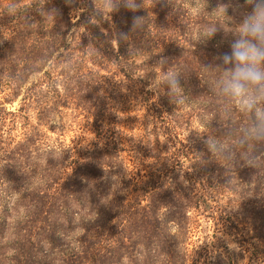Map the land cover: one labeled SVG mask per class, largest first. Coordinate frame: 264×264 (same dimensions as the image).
Returning a JSON list of instances; mask_svg holds the SVG:
<instances>
[{
  "label": "trees",
  "instance_id": "trees-1",
  "mask_svg": "<svg viewBox=\"0 0 264 264\" xmlns=\"http://www.w3.org/2000/svg\"><path fill=\"white\" fill-rule=\"evenodd\" d=\"M99 1L20 0L12 14L8 7L13 0L0 4V90L7 87L13 94L22 90L17 109L8 110L0 101V199L14 195L10 203L5 200V208L0 213V257L12 249V264H29V261L35 264L39 255L49 258L66 238L81 253L74 264H124L126 259L127 264H148L153 248L167 255L165 264H186L185 248L182 255L181 242L170 234L152 239L149 230L143 236L133 230L115 242L111 238L113 232H109L111 236L104 238L106 243L101 246L100 229L108 225L110 230L114 223L127 229L129 224L159 220L166 223L169 219L176 225L175 237H185L189 232L188 209L197 208L202 194L196 184L206 178L203 176L228 174L233 179L249 170L264 172V162L254 168L242 169L236 165V154L245 145L234 149L235 144L230 140H220L221 132L229 125L223 120L217 122L221 112L217 113L219 106L214 100L225 98L216 87L225 68L217 57L227 53L228 49L224 48L227 45L214 42L219 54L206 50L208 47L193 49L184 29L178 32L180 38L173 44L159 37L155 39L154 27L168 12L163 0H150L151 8L144 0H134L138 5L135 11L125 7L126 0H116L117 9L109 11L112 28L116 30L112 36L102 26V11L96 5ZM208 9L190 16V20L198 27H208L212 20L207 16ZM181 11L187 12L184 8ZM134 17H141L142 25L131 31L128 26ZM120 33L126 36L121 38ZM112 39L116 40V47ZM148 48L154 52L162 49L164 61L168 60L170 66L178 64V70L184 64L180 70L183 78L176 79L188 99L198 102L197 113L213 109L210 113L216 121L214 125L211 122L210 131L204 133L190 128L192 113L183 117L174 112L168 104L171 93L168 82L163 84L165 87L158 84L157 81L163 80H156L157 73L150 69H156L157 65L136 62L139 51L149 55ZM175 71L165 70L164 74ZM210 73L214 76L208 80ZM130 94L146 109L142 122L149 119L148 115L152 117L149 133L154 136L148 140L146 133V143L138 146L141 165L133 162L131 166L122 153L124 143L117 136L120 120L117 100L124 107ZM69 102L94 118L91 145L82 150L77 146V155L67 154L70 159L66 164L62 160L54 162L46 155L44 162L33 156L29 166L25 162L32 157L29 151L39 148L36 146L40 144L37 137L42 132L39 126L52 120L51 116ZM32 104L34 123L24 114ZM108 113L110 118L106 119ZM20 116L24 117L23 131L21 139L16 140L2 126L8 119L13 123ZM182 126H185L183 132L186 129L190 132L188 136L194 146L178 138ZM158 131L165 139L162 143ZM209 140L219 144L224 154L231 153L234 161L211 151ZM188 149L194 152L191 158H187ZM258 150L253 149L254 153ZM187 160L191 163L188 168L184 165ZM141 167L147 169L145 174ZM208 183L206 180L201 184ZM12 210L16 216L9 221ZM168 212L171 218L164 216ZM251 229L257 241H249L250 245L244 248L249 251L247 264H264V237L257 226ZM75 230L80 234L70 236ZM4 237L9 238L6 244L2 242ZM229 259L227 264H231ZM211 264H226V260Z\"/></svg>",
  "mask_w": 264,
  "mask_h": 264
},
{
  "label": "rangeland",
  "instance_id": "rangeland-1",
  "mask_svg": "<svg viewBox=\"0 0 264 264\" xmlns=\"http://www.w3.org/2000/svg\"><path fill=\"white\" fill-rule=\"evenodd\" d=\"M4 1L5 0H0V4H4ZM144 1L147 7L151 8L150 0ZM163 1L167 6L166 9H168V12L160 17L158 25L154 27L153 35L155 34V39L159 37L161 40L165 39L169 42V44H173L174 41L180 38L178 32L181 29H184L183 33H186V38L189 39L191 48L202 50L203 48L208 47L206 50L209 49L212 53L217 52L214 49V42H220L227 45V47L224 48L228 49L227 53H231V43L234 39H237L236 32L239 29L241 15L245 11L250 10L245 4V0ZM221 4L223 5L219 10H217ZM96 5H99V9L102 11V26L104 31L112 34L113 36V34H116V30L114 31L112 28L109 11L104 10V0L97 2ZM208 7L210 8L208 9ZM183 8L187 10V12L182 14L181 9ZM202 9H208L207 16L212 18L208 27H198L192 22V20H190V16H195V14ZM141 25V22L133 20L129 23L128 27L130 29L135 28L138 30L141 28ZM209 27H217V33L210 39H200V33ZM111 42L113 46H117L115 39H112ZM148 50L150 52L149 55L144 53L142 54L140 53V48L139 53L136 55V62L139 63L140 61H144L150 65H157L156 69L153 67L150 69L151 71L157 73L155 77L156 80H163L157 81L158 84L164 86L163 84H165L168 80L169 75L164 74L165 70L175 69L176 71L173 74H179L175 77L177 78L180 76L183 78L184 73L180 74L182 73L180 70L184 68L183 63V68L178 70V64L176 66H170L168 60L164 61L165 55L162 54V49L155 52L150 48H148ZM163 65L167 66V68L163 69ZM199 70H201V67ZM213 76L214 73H210L208 80H210ZM211 86L213 88L214 84L212 83ZM182 88L183 87H180L181 91L179 93H175L169 87V92L171 93L169 95L168 104L173 108L174 112L183 115V117L187 113H192L194 116L192 117V125L190 128H196L199 129V131L207 133L208 130L210 131L212 123L214 125V122L216 121L210 113L213 109L210 108L207 112L202 111L203 114L197 113L198 110L195 111V109L197 108L198 102L188 99V94L184 92ZM161 90L165 91V88H161ZM21 96L22 90H20L17 94H13L12 89L7 87L0 90V101H2V104L8 110H15L19 107L21 104ZM176 99H182L184 101L183 105L178 106L175 104L173 101ZM224 99L220 98L218 100H214V102L219 106L218 108L216 107L218 110L217 113L221 112L218 113L217 122L222 123L221 120H223L227 125H229L224 132H221L220 140H230L233 144H235L232 148L237 149L241 145L240 141L243 135V129L252 125L253 117L251 113L241 111L237 107L236 103L231 99ZM211 103L214 104L212 101ZM122 105L123 104L117 100V109L119 112L118 120L120 119L117 123V136L122 140V143H124V150L122 153L129 166H131L133 162L135 164L137 162V164L141 165V161L139 159L140 150H138V146L146 143L145 136L147 132L148 140H152L154 138V136H151L149 133V128L152 124L150 120L152 117H149L147 114L149 119L146 120L145 118V121L142 122V115L146 109L144 106H140L137 97L132 96L131 94L127 96V101L124 107H122ZM213 106L214 105L211 107ZM60 108L61 112L59 111L54 113L51 116L53 118L52 120H48L39 126L42 132L37 137V140L40 144L36 145L39 146V148L35 150H32L31 148L29 151L32 157H28L27 161H25L29 166L32 165L34 158L44 162L43 157L46 155L54 162L56 160H62L65 162L64 164H66V162L70 159L67 154L73 152L74 156H76L78 153V147L82 150V148L91 145L90 142L93 141L92 129L94 128V118L92 115L75 107L71 102L61 106ZM224 109H226L227 112H225ZM24 114L28 115L31 123H34L36 121L34 118V104L27 107ZM226 114H228V120ZM107 116L109 117L106 119L110 118V113H108ZM22 118L24 117H17V120L13 121V123H11L8 119V122L6 121L7 123L5 122V125L2 126L3 130L12 134L13 139H21L23 131ZM106 119L103 123L106 122ZM204 122L208 125V127H204ZM183 127L185 126L181 127L178 138H182L183 142L187 145L190 144V146H194L195 143L188 136L190 132L188 129L185 130L186 132H183ZM158 132L160 134V142L162 143L165 139L160 131ZM59 144H61L62 147L57 148L56 145ZM253 149L264 150V145H258L255 142H250L245 145L244 148L240 150V153L236 154V165L241 166L242 169L249 167L246 164V160L251 155H257L260 164L261 162H264V151L254 153ZM186 155L187 158H191L194 156V152L191 149H188ZM33 156L35 157L33 158ZM232 160L234 161V159ZM26 163H23V165H26ZM142 164L144 165L145 161ZM184 165H187L186 168H188L191 163L187 160L184 162ZM145 167H147V165H145ZM146 171V168L141 167L142 174H145ZM143 177L145 178L144 175ZM203 177L206 178H201L203 181L197 182L196 184L199 189V194H202L199 203H197V208L193 207L188 209L190 216V219L188 218L189 232L185 237H175V235H177L175 234L176 225L169 219L166 223L159 220L150 224L138 223L135 226L133 224H129L127 229H124L122 224L113 222L114 224L111 225L110 230L108 225L101 227V246H104L106 243L104 238H107L110 235L109 232H113L112 236L110 235L112 240L118 242L119 238L123 235H130L133 230L138 236H143V232L149 230L152 239H158L163 235L170 234L171 238L181 242L180 252H182L184 247L186 264H211L213 261H221L222 259H225L227 264L229 259L228 256H230L229 262H231V264H247L246 255L249 251L244 250V248L246 245H250L249 241H257L255 235L252 236L254 231L251 229V226H257L261 236L264 237V172H260L259 170H249L242 173L240 177L237 175L236 178L233 179L228 177V174L216 175V173L211 175L210 178L209 176L208 178L207 176ZM222 179L225 182L221 181ZM206 180L209 181L207 186L202 185L201 183H206ZM226 184L227 186H225ZM2 196L3 192H1V197ZM13 197L14 195L7 199H0V213L3 212L5 208V200L10 203ZM13 216H16V213L12 210L8 217L9 221ZM164 216L166 218H171L169 212L164 214ZM75 231V233L72 231L73 233H69V235L71 236L73 234V237H75L80 234L78 230ZM67 240L68 238H66L65 241H62L64 244L62 243L57 248L56 253L54 255H50L49 258L44 255L36 257L35 264H74L78 260L81 253L78 252L79 249L76 250L74 243H67ZM6 241H9V238H2V242L4 244H6ZM261 246L262 244L259 243V247ZM184 252H182V255ZM12 255V249L6 250L0 257V260H3V263L1 264H12L14 262V259L11 258ZM166 257L167 255L163 253V250L153 248L151 250V254L149 255L148 264H165L164 261ZM101 259L104 260V257ZM29 264L32 263L29 261ZM124 264H127V259Z\"/></svg>",
  "mask_w": 264,
  "mask_h": 264
},
{
  "label": "clouds",
  "instance_id": "clouds-1",
  "mask_svg": "<svg viewBox=\"0 0 264 264\" xmlns=\"http://www.w3.org/2000/svg\"><path fill=\"white\" fill-rule=\"evenodd\" d=\"M19 4L20 0H13L8 7V12L14 13ZM245 4L250 10L241 15L239 29L236 32L237 39L231 43V53H224L217 57L222 60L225 68L216 82V87L219 89V94L234 101L241 111L252 114L253 123L250 127L243 129L241 144L255 142L258 145H264V0H245ZM125 7L135 11L138 5L134 3V0H126ZM116 9V0H104L105 11ZM141 19V17H134L136 22ZM217 31V27H209L200 33L199 38L210 39ZM125 36V33H120L121 38ZM167 82L173 92L181 91L175 74L170 73ZM173 102L178 106L184 103L182 99H176ZM207 143L214 153L224 154L221 146L216 142L209 140ZM224 156L225 159H233L231 153ZM246 164L249 167H258L260 165L258 156H249Z\"/></svg>",
  "mask_w": 264,
  "mask_h": 264
}]
</instances>
